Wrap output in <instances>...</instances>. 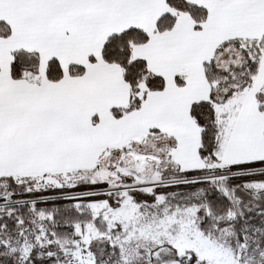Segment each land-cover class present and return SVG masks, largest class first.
Wrapping results in <instances>:
<instances>
[{
    "label": "snow or ice",
    "instance_id": "6c2138e0",
    "mask_svg": "<svg viewBox=\"0 0 264 264\" xmlns=\"http://www.w3.org/2000/svg\"><path fill=\"white\" fill-rule=\"evenodd\" d=\"M0 264H264V0H0Z\"/></svg>",
    "mask_w": 264,
    "mask_h": 264
}]
</instances>
